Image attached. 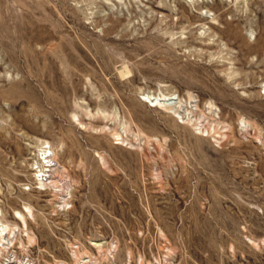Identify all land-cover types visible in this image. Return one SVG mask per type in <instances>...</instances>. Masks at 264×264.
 I'll return each instance as SVG.
<instances>
[{"label":"rangeland","instance_id":"374dc122","mask_svg":"<svg viewBox=\"0 0 264 264\" xmlns=\"http://www.w3.org/2000/svg\"><path fill=\"white\" fill-rule=\"evenodd\" d=\"M0 264H264V0H0Z\"/></svg>","mask_w":264,"mask_h":264}]
</instances>
